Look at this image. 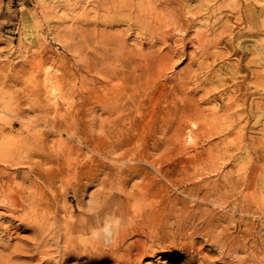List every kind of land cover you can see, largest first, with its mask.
<instances>
[{
  "label": "rangeland",
  "instance_id": "obj_1",
  "mask_svg": "<svg viewBox=\"0 0 264 264\" xmlns=\"http://www.w3.org/2000/svg\"><path fill=\"white\" fill-rule=\"evenodd\" d=\"M124 2L127 1L0 0V222L6 223L8 220L18 222L20 218L27 220L46 211V220L58 225L69 219V216L61 211L63 206H76V212L72 215H81L82 212L77 207L78 201L71 187V182L75 181L73 165L84 161L90 162L93 157L96 159L104 157L82 142L77 137L79 134L72 137L66 132L56 131L58 133H55L50 123L56 121L65 125L71 121L79 122L82 117L79 116L81 96L84 94L85 88L92 86L95 78L100 76L101 57L98 50L109 46L106 35L108 32L129 29V26L124 23L117 25L110 23V17L117 11H122L120 9L124 8ZM197 2L198 0H191L192 6H196ZM236 3L241 4L242 17L244 18H246L245 9L253 10V13L256 12L254 23L249 22L248 19H245L242 24L238 23L237 20H240L238 17L241 13L232 10L233 5H231ZM131 10L135 14V10ZM208 16H210L214 27L209 30L206 26ZM175 25L170 17H162L159 31L175 29ZM133 28L131 33L134 34L127 41L129 44L136 45L139 40L138 36L136 37V32L139 30L136 27ZM248 30H251V33L247 34ZM146 33L143 36V40H145L143 51L145 53L158 51L160 48L166 51L168 48L181 47L176 41L177 36L167 40L166 44L161 45L160 42H156L153 45V39H150L149 32ZM178 35H184L186 38L185 55L177 61L173 68L166 71V76L160 78V74H157L150 79L151 83L168 82L167 88L171 85H181L166 98L159 94V91L156 94V96L159 95L156 108L174 106L177 109L175 117L170 121L171 124L162 122L164 124L156 129H151L149 125L144 126L142 133L146 138L142 136L139 145L137 144L140 147L137 149L148 151L147 153L153 158L159 159L163 168L170 165L173 169H177L174 173V176H177V181L174 178L176 186L171 185L167 180H162L160 190L161 193L170 192L180 205L183 200L190 201V204L196 202L183 190L191 192L192 188V193H197L201 189L205 192L210 187L222 182V173L233 167L230 165L219 170H212L211 162L219 159L226 149H232L234 153L242 154L239 166L245 165L249 159L246 156L248 145L246 142L233 139L225 140L216 134H210L220 128L222 123L220 115L224 112L222 105L232 93L231 82L233 79L242 80L246 73L241 68L244 69L247 65L251 66L253 72L248 71L244 83L249 85L250 89L258 92L256 100H263L264 0H227L223 6V12H218L217 15L205 14L199 23L191 26L187 31H178ZM200 38L205 39L204 44L199 42ZM220 39L222 43L215 44ZM230 41H233L232 46L237 49L238 53L231 47ZM108 59L107 63H104L105 65L113 63L111 57ZM223 78H226L228 83H225ZM51 81L56 82L60 88L57 92L63 96L62 103L71 102L69 106L61 103L64 106L59 112L55 110L52 112L53 109L46 108V102H44L45 91L52 88L48 84ZM74 103L76 104L74 105ZM43 107L45 109H42ZM191 110H197L198 113L200 111L202 116L191 115ZM96 111L86 115L90 126L84 127L83 132L88 130L91 134V132L98 131V128L90 123L92 118L99 117L101 110ZM68 117L69 120H67ZM188 118L190 119L188 120ZM44 119H48V125L45 124L47 121ZM258 119L261 121L253 120L255 127L252 132L248 130L247 133L262 137L264 133L261 131V122L264 121V114L260 115ZM203 127L204 129H201ZM202 130L203 133L200 132ZM154 132L162 138L163 142L161 141L159 147L154 145ZM190 132L193 134L192 138L188 136ZM171 139H175V141L171 142ZM118 152L121 151L115 152V156H118ZM41 157L49 158L55 162L38 164ZM11 159L27 161V163L12 165L8 161ZM35 159H38L36 164L34 163ZM96 159L94 158V160ZM104 160L112 164L110 167L116 175L120 173L122 164L127 165L123 162L115 164L105 158ZM57 162L61 163L63 171L59 174H52L49 179L46 178L42 172H45L44 170L50 166L55 167L50 164ZM130 163L132 164L133 161L128 162V165ZM29 164L31 165L29 166ZM34 166L38 167L35 169ZM140 166H146L145 162H141ZM41 168L42 170H40ZM150 171L151 175L157 174L161 177L154 168H150ZM104 174L105 172L100 176L104 177ZM31 175L40 176L39 184H35L31 180ZM139 175L134 173L131 176L130 183L128 182L129 190L137 187L138 184H145V179ZM48 184L52 186L49 187ZM102 186L98 182L89 183L83 196L86 206L91 202L92 194L102 189ZM193 188H195L194 191ZM34 205L38 207L37 211L32 210ZM200 207H198L200 211L207 207L215 208L209 202H205ZM253 207L258 212L264 208V193L262 191L255 194ZM223 210L232 213L230 208ZM258 212H256V217H251V220L242 219L237 212V218L240 217L239 220H241L237 232H240V237L243 240L247 239L248 245L254 243L253 250L244 246L236 252H230L220 257L218 248L214 247L215 250H211V246H208L210 248H208L209 251L205 250L206 254L218 259L217 264H264V225H261L264 224V218L259 217ZM225 220L224 224L233 230V225L229 224L227 219ZM248 222L250 223L248 224ZM251 226L255 233L248 236L249 230L247 229ZM56 234V232H51L49 236ZM25 235L30 236L31 232L20 230L19 236ZM5 237L4 232L0 230V241ZM201 240L202 238H200ZM184 260H187L186 255L173 253L162 258L148 257L144 264H181ZM96 264H112V261Z\"/></svg>",
  "mask_w": 264,
  "mask_h": 264
},
{
  "label": "bare ground",
  "instance_id": "obj_2",
  "mask_svg": "<svg viewBox=\"0 0 264 264\" xmlns=\"http://www.w3.org/2000/svg\"><path fill=\"white\" fill-rule=\"evenodd\" d=\"M126 1L128 3H123L124 8L120 9L122 11H117L110 17V23L112 25L124 23L129 26V29L108 32L106 35L109 46L98 50L101 57L100 76L95 78L92 86L85 88L84 94L81 96L79 116L82 117L79 122L66 121L67 123L62 125L54 121L50 124L55 133L66 132L72 137L79 134L77 137L88 147H92L100 156L102 155L115 164L123 162L127 165L122 164L120 173L116 175L110 167L112 164L106 162L104 158L93 157L90 162L75 163L73 165L75 181L71 182V187L78 201L77 207L82 212L81 215H72L76 212V206H63L61 211L68 215L69 219L58 225L46 220V211L38 213L37 216L41 215L40 217L36 216L27 220L20 218L18 222L10 220L6 223L0 222V230L6 236L4 240L0 241V264H96L107 261H112V264H144L148 257L162 258L173 253L186 255L187 260L181 264H217L218 259L206 254L205 250L210 248L208 246H211V250H215L214 247L218 248L220 257L230 252H236L244 246H248L252 250L255 248L254 243L248 245L247 239L243 240L240 237V232H237L239 231L240 217L251 220L252 216H257L256 212L258 211L253 207L254 197L260 191L264 193V134L262 137H256L255 134L247 133L248 130L252 132L255 127L253 120L261 121L258 118L264 114V96L263 100H256L258 92L250 89L249 85L244 83L248 71L253 72L250 65L245 66L244 69L241 68L244 73L246 72L242 80L233 79L231 82L232 93L228 100L223 102L222 111L224 112L220 115L222 120L220 128L210 134H216L225 140L233 139L246 142L248 144L246 156L249 159L245 165L239 166L242 154L234 153L232 149H226L219 159L211 162L212 170H219L230 165L234 169L223 172L222 182L210 187L205 192L201 189L197 193H192V188L191 192L183 190L187 195L193 197L192 200L195 199L194 204L183 200L178 205L170 192L161 193L160 183L162 180H167L171 185L176 186L177 176H174L176 168L173 169L170 165L163 168L159 159L153 158L147 153L148 151L137 149L140 147L137 144L144 136L142 133L144 126L149 125L151 129H156L164 124L162 122H170L175 117L177 109L174 106L156 108L159 99V95L156 96V94L159 91V94L166 98L181 85H171L167 88L168 82L151 83L150 79L157 74H160V78L166 76V71L173 68L177 61L185 55L186 38L184 35L179 36L178 31H187L191 26L199 23L205 14L217 15L218 12H223V6L227 0H198L196 6H192L191 0ZM147 5L148 7H146ZM231 5H233L232 10L241 13L238 17L240 20H237L239 24L244 23L245 19L254 23L256 12L253 13V10L245 9L246 18H244L242 17L241 4ZM131 9L135 10V14ZM165 16L170 17L176 25L175 29L161 32L159 26L162 17ZM206 24L208 30L214 28L210 16L207 17ZM133 27L139 30L136 32V37L139 38L136 45L129 44L127 41L134 34L131 33V29L134 30ZM146 32H149L150 39H153V45L156 42H160L161 45L166 44L167 40L177 36L176 41L181 47L168 48L166 51L160 48L161 50L145 53L143 51L145 44L143 36L147 34ZM249 33L251 30H248L247 34ZM199 42L204 44L205 39L200 38ZM220 43H222L221 39L215 42V44ZM232 43L233 41H230L231 47H233ZM234 50L237 52L236 48ZM110 57L113 59V63L105 65ZM223 79L225 83H228L226 78ZM48 84L52 88L45 91L46 99H43L46 102V108L53 109L52 112L54 110L59 112L62 106L71 104L69 101L62 103L63 96L57 92L60 88L56 82L51 81ZM145 89L147 90L145 91ZM40 106L42 107V105ZM98 109L101 110L99 117L92 118L90 121L98 128V131L91 132V134L88 130L83 132L84 127L90 126L86 115ZM191 111L193 116H202L200 111L199 113L197 110ZM58 114L60 116V113ZM37 120L39 121V118ZM261 123V131L264 133V121L262 120ZM45 124L48 125L49 122L47 121ZM200 132L203 133V130ZM51 133L54 134V132ZM153 136H155L153 138L154 145L159 147L163 142L162 138L155 132ZM188 136L192 138V132ZM173 141L175 139H171V142ZM173 149L175 148L173 147ZM117 151L121 152L115 156L114 153ZM160 158L162 157L160 156ZM12 160H8L12 165L27 163L22 160ZM30 160L34 161L31 158ZM37 160L35 159V164ZM51 161L55 162L49 158L41 157L38 164H46ZM130 161L133 163L128 165ZM141 162H145L146 166H140ZM172 163L174 162L172 161ZM50 165H55V167L50 166L44 170L45 172H42L48 179L49 176L52 177V174H59L63 171L60 162ZM34 167L36 169L38 166ZM150 168H154L161 177L157 174L151 175ZM115 169L114 171H116ZM103 172H105L104 177H101ZM134 173L142 175L145 184H138L137 187L129 190L128 182ZM39 179L40 176L31 175V180L35 184H39ZM96 182L103 185V188L92 194L91 202L86 206L83 196L89 183ZM48 186L52 185L48 184ZM205 202L211 203L215 208L207 207L200 211V206ZM225 208H230L232 213L224 212ZM32 210L37 211L38 207L34 205ZM237 212L240 215L239 218H237ZM258 213L259 217L264 218V208ZM117 217H122L127 227L120 232L115 245L108 248L96 246L91 240V232H101L105 226L114 223ZM225 219L233 225V230L224 224ZM20 230L30 231L31 235L19 236ZM247 230H249L248 236L255 233L252 226ZM51 232L57 234L49 236ZM200 238H202L201 241ZM252 240L250 241L252 242Z\"/></svg>",
  "mask_w": 264,
  "mask_h": 264
},
{
  "label": "clouds",
  "instance_id": "obj_3",
  "mask_svg": "<svg viewBox=\"0 0 264 264\" xmlns=\"http://www.w3.org/2000/svg\"><path fill=\"white\" fill-rule=\"evenodd\" d=\"M127 227L122 217H117L114 223L107 225L101 232H91V240L98 247L108 248L115 245L120 232Z\"/></svg>",
  "mask_w": 264,
  "mask_h": 264
}]
</instances>
